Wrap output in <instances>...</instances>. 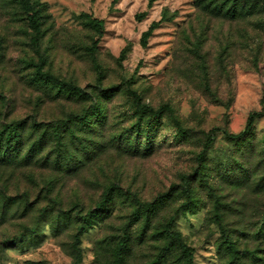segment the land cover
<instances>
[{
    "label": "rangeland",
    "instance_id": "rangeland-1",
    "mask_svg": "<svg viewBox=\"0 0 264 264\" xmlns=\"http://www.w3.org/2000/svg\"><path fill=\"white\" fill-rule=\"evenodd\" d=\"M231 2L31 0L35 41L0 0V264H264V0Z\"/></svg>",
    "mask_w": 264,
    "mask_h": 264
},
{
    "label": "trees",
    "instance_id": "trees-1",
    "mask_svg": "<svg viewBox=\"0 0 264 264\" xmlns=\"http://www.w3.org/2000/svg\"><path fill=\"white\" fill-rule=\"evenodd\" d=\"M230 1V0H228ZM238 1H241L243 3H245V0H232V4L230 5V7L227 8V10L229 11H233L235 12V10L237 9L236 5ZM17 3L20 5V7L22 8V10L28 15V24L30 26V28L33 30L34 32V39L35 41H37L38 39V36H39V29H38V26H37V13L36 11L34 10V7H33V4L31 3V0H17ZM264 4V2H263ZM143 17V15H140L138 17V19H141ZM154 27V24L149 28L148 31L144 32L142 34V37H141V45L143 47L146 46V43H147V39L150 35V32L152 30V28ZM92 28L93 30L96 32V36H97V39L101 37L102 35V30H103V21L102 20H94L92 22ZM97 39L93 42L89 52H90V55L92 57V61H93V65L94 67L97 69L98 68V65L96 64V60L94 58V50L96 48V44H97ZM68 91H80V89L78 88H75L73 86H68ZM135 97V96H134ZM162 111H168L170 112V110H168L166 107H162L160 108L159 112H162ZM262 115V114H261ZM260 116V114L258 113H251L248 115V118H247V121H246V125H245V131L244 132H248L251 128H252V123H253V120ZM80 118V117H79ZM173 123L175 125V128L181 132V133H184L185 131L182 130L179 126V123L176 121V120H173ZM244 132L243 133H239L237 135H230V134H226L227 137H230V138H241L244 136ZM215 136V130H210L208 133L205 134V137H206V142H205V148L209 147V145L211 144L212 142V139L214 138ZM4 141L6 142V146L9 147L10 144L12 142H15L16 139H17V135L14 133V132H9L8 134H6V136L4 137ZM2 142H3V139H0V146L2 145ZM171 220L166 224V229H165V232L167 233L168 237L169 238H172L174 240H177L179 241V234L178 233H175V232H171L170 231V228H171ZM84 232L83 228L80 229L77 233V237L80 236L82 233ZM78 238L76 239V242H78ZM183 251L188 253V249L183 246Z\"/></svg>",
    "mask_w": 264,
    "mask_h": 264
}]
</instances>
